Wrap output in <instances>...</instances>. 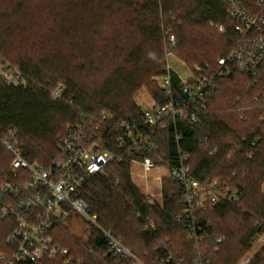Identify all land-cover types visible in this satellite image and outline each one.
Returning <instances> with one entry per match:
<instances>
[{
	"label": "trees",
	"instance_id": "obj_1",
	"mask_svg": "<svg viewBox=\"0 0 264 264\" xmlns=\"http://www.w3.org/2000/svg\"><path fill=\"white\" fill-rule=\"evenodd\" d=\"M33 1L21 0V9L0 13V53L31 79L27 88L0 82V127L2 136L16 131V147L22 156L45 167L59 153L62 138L82 123L84 115L105 111L116 122H142L144 112L135 98L146 87L153 98H161L162 91L153 79L166 64L168 30L176 36L177 55L192 67L215 68L238 37L236 23L222 0H52L47 34L55 32L54 40L45 34L41 42H34L18 19V13H24ZM241 1L254 13L261 11L259 0ZM211 22L224 27L225 32L209 35ZM215 35L221 38L211 39ZM237 76L253 78L232 73L220 78L219 85ZM60 83L66 86L65 99L55 101L51 92ZM220 86L199 123L178 122L179 142L171 128L153 136L170 160H177L178 145L185 149L198 179L220 180L241 191L239 203H222L198 214L208 239L200 251L186 239L184 226L176 219L184 213V206L182 185L174 180L164 179L162 202L150 204L149 197L134 183L127 159L110 165L106 175L90 178L79 194L98 223L122 239L145 264H153L162 255L156 247L166 241L177 249L184 264H196L199 259L205 264H237L264 233V119L259 120L264 118V73L256 86L259 97L252 93L260 106L247 117L226 111L229 103L224 101L213 107ZM234 94L243 92L236 90ZM13 161L0 143V167L8 169ZM3 180L0 175V184ZM233 212L249 224L246 232L237 241L228 232V238L216 243L221 233L217 234L209 219ZM14 228L13 220L0 218V255L13 252L7 240ZM56 238L84 264H130L109 254L108 242L98 230L89 241L92 252L66 237L62 228L56 230ZM18 264H61V260ZM249 264H264V252Z\"/></svg>",
	"mask_w": 264,
	"mask_h": 264
},
{
	"label": "built area",
	"instance_id": "obj_2",
	"mask_svg": "<svg viewBox=\"0 0 264 264\" xmlns=\"http://www.w3.org/2000/svg\"><path fill=\"white\" fill-rule=\"evenodd\" d=\"M222 2L236 23L238 37L234 48L218 59L215 68L186 64L190 75L184 78L176 74L170 63L176 36L167 33L166 64L154 78L162 95L160 99L152 98L153 108L143 111L144 119L140 124L126 120L116 122L113 115L105 111L84 115L82 123L73 126L70 133L62 138L59 153L47 167L26 160L16 147V131L2 136L0 127V143L14 157L15 164L5 173L0 184V218L15 222L7 240L14 250L0 255L3 264L55 259H60L61 264H84L56 238V230L64 229L65 219L71 211L86 221L80 228L83 239L76 240L87 250L92 252L89 241L93 231L98 230L108 242L109 254L130 264H145L122 239L98 223L97 216L90 214L87 202L79 196L90 178L106 175L110 165L127 159L131 167L141 165L145 174L164 167L168 170V179L182 185L184 213L176 219L184 226L186 239L200 251L199 244L207 239V229L198 221V214L222 203H239L241 191L220 180L198 179L192 173L188 163L190 155L185 149L178 145L177 160H170L166 153H161L153 136L159 130L171 128L176 142H179L178 122L185 120L196 124L201 121L220 86V78L232 73L255 77L263 68L264 0H259L261 11L256 13L248 10L241 0ZM218 27L225 32L224 27ZM0 82L27 88L31 79L0 53ZM65 92L66 86L60 83L51 92V97L55 101H63ZM146 196L150 204L163 200V194L160 202L153 199L155 194ZM224 239L216 237V243ZM168 243L157 245L156 251L162 255L157 256L153 264H184L177 249ZM196 264L205 262L199 259Z\"/></svg>",
	"mask_w": 264,
	"mask_h": 264
},
{
	"label": "rangeland",
	"instance_id": "obj_3",
	"mask_svg": "<svg viewBox=\"0 0 264 264\" xmlns=\"http://www.w3.org/2000/svg\"><path fill=\"white\" fill-rule=\"evenodd\" d=\"M19 3H21V0H0V13L10 14L12 12H16L17 10H19V8L21 9ZM27 6L28 7L25 9L26 11L24 13H21V11L18 13V19L21 24H25V27L27 28L26 35L30 38H33L34 42L36 40L41 42L42 39H44L43 36L47 34L48 26L52 22V18L48 14V10L53 7L52 0H34ZM26 23H31L30 27L26 26ZM207 30V33L209 35L212 31H214L215 34H220L221 32L219 27L213 22L210 23ZM54 33L50 30V32L47 34L48 36H50L51 42H53L54 40ZM167 33L173 34L169 32V30ZM215 37H217V41L221 38H218V35H215L211 36V39L214 40ZM63 45H65V43ZM41 46L42 45H40L39 47ZM175 46L176 45H174L172 49V54L169 56L170 63L172 64V67L174 68L176 74L183 76L184 78H188L190 75L189 68L186 63H184L183 60L177 55L175 51ZM263 73L264 69L261 73H259L253 78L237 76L234 79H231L230 81L226 80V84L220 86V90L215 98L213 107L216 106V104H219L221 101H224V103L226 104L229 103L226 108V111L238 113L241 118L247 117V114L249 112L253 111V109L260 106V102L256 98L252 99V93H255L257 83ZM156 84L157 83L154 80V85ZM228 89H231V91H227ZM236 90H241L243 92V95H235L234 91ZM151 93L152 92L150 91V89L146 87L141 89L136 95V103L142 111H148L153 108L154 101L152 99L153 97ZM255 95L259 97L260 94L259 92H256ZM262 107H264V104L262 105ZM263 119V116L259 118L260 121H262ZM14 165L15 164H13L12 162L8 169L1 166L0 175L3 177L6 172H8L11 168L14 167ZM229 186H232V184H229ZM261 191L262 193L264 192V182L261 184ZM162 194L163 188L162 193H156V196L153 199H156L160 202L162 200ZM84 223H86V221L81 220V218L76 212L71 211L66 217L64 223L63 230L66 232V237L70 239L72 238V240L79 243L77 240L83 239L80 228L81 225ZM208 223L214 227L215 231L219 232L217 234L221 233V237L228 238L226 233L232 232L235 241H237V239L246 232L249 225L246 221H244V219L241 218L240 215H238V213L236 214L234 212L229 213L223 218L211 216V219H209ZM73 237H75V239ZM207 241L208 239H205L204 241H202L201 244H199V246L201 247V245H203ZM262 252H264V233L256 238L253 247L248 252L242 255L237 264H249L256 256L260 255ZM144 257H146V255Z\"/></svg>",
	"mask_w": 264,
	"mask_h": 264
},
{
	"label": "crops",
	"instance_id": "obj_4",
	"mask_svg": "<svg viewBox=\"0 0 264 264\" xmlns=\"http://www.w3.org/2000/svg\"><path fill=\"white\" fill-rule=\"evenodd\" d=\"M131 170L134 183L145 195L161 193L163 185L162 179L168 178V170L164 167L145 174L141 165L135 164L131 167Z\"/></svg>",
	"mask_w": 264,
	"mask_h": 264
}]
</instances>
